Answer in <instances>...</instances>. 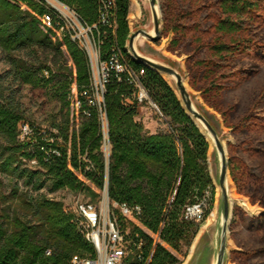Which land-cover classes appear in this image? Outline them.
Returning <instances> with one entry per match:
<instances>
[{"label": "trees", "instance_id": "obj_1", "mask_svg": "<svg viewBox=\"0 0 264 264\" xmlns=\"http://www.w3.org/2000/svg\"><path fill=\"white\" fill-rule=\"evenodd\" d=\"M23 1L28 2L29 10L21 9L13 0H0V47L15 63V79L32 87H52L62 109L60 118L53 120L52 128L41 130L31 124L34 133L21 140L19 125L27 120L25 112L15 103L16 90L7 88L10 94L0 91V172L16 176L10 197H6V202L11 203L0 208V264H60L74 255H93L95 249L74 220V210H68L62 201L41 192L48 187L50 192L69 189L97 197V191L87 181L100 190L107 186L112 205L127 204L141 209L138 223L115 209L129 237L143 241L144 261L136 258L134 254L138 250H135L128 264H181L173 251L182 253L192 245L213 206L215 185L208 161L210 144L169 81L129 54L131 0H116L118 27L115 32L100 26L104 38L101 58H108L118 46L132 67L145 70L142 82L159 110V118L165 119L166 128L149 132L138 119L143 102L137 99L136 88L112 75L105 96L111 147L108 158L103 150L98 109L82 120L79 131L71 128L72 84H77L78 91L90 85L86 52L68 37L59 35L56 28L52 37L49 29L42 27L40 15L50 8L36 0ZM61 1L88 23L98 22V0ZM180 1L161 2L166 31L175 32L174 43L178 46L187 38L191 43L198 40L196 52L200 54L208 44L201 37L189 34V27L183 22L188 14H182ZM248 2L253 3L252 0H222L223 19L218 30L224 34L241 33ZM57 39L61 41L55 42ZM244 44V50L254 49L264 55V44L247 40ZM241 45V41L235 40L232 44H211L208 49L220 60L230 62L237 58L234 52L241 51ZM25 49L51 54L54 67L46 61L36 64L13 55ZM198 62L209 79L212 62ZM260 99H264V91ZM33 160H36L35 166L29 164ZM233 163L231 159V172L237 181ZM20 179L36 195L23 192ZM202 201L207 203L202 218H187V208Z\"/></svg>", "mask_w": 264, "mask_h": 264}, {"label": "rangeland", "instance_id": "obj_2", "mask_svg": "<svg viewBox=\"0 0 264 264\" xmlns=\"http://www.w3.org/2000/svg\"><path fill=\"white\" fill-rule=\"evenodd\" d=\"M13 1L23 10L30 9L28 2ZM221 1H180L182 14H188L183 22L187 23L189 34L201 37L202 42L207 43L208 47L221 42L232 44L235 40L241 41V48L246 40L264 44V0H252V4L248 2L244 11L243 30L239 34H224L218 30V25L223 19ZM161 2L162 0H158L156 6L162 30L161 37L157 41H152L146 36L138 35L134 48L140 55L168 65L182 75L194 108L211 122L224 144L229 160L228 173L232 181L228 186L231 214L225 264H264V99H260V93L264 91V55H260V52L254 49L249 52L242 48L241 51L237 49L234 52L237 56L235 61L231 59L229 62L220 60L208 47L197 54L196 47L200 45L198 40L191 43L187 38L180 46L175 45V32L166 31ZM129 14H132L131 17L128 16L131 34L146 30L155 35V19L150 0H131ZM42 31L49 35L46 30ZM52 40L54 41L53 38ZM59 41L61 39L55 40ZM129 41L130 38L127 42L128 50ZM64 49L67 52V48ZM13 55L36 64L46 61L54 67L51 60L53 56L46 51L25 49ZM201 60L212 62L209 68L211 72H208L209 79H206L203 67L198 62ZM14 69L15 63L11 56L0 47V91L2 89L6 94H10V89H15V103L25 112L26 124L32 129L31 124H34V128L49 130L52 128L53 120L60 118L62 109L53 88L21 84L14 77ZM210 81H213L214 86H211ZM174 88L185 105L176 80ZM138 119L152 133L166 128L165 119L159 118L157 106L150 101L143 102ZM195 120L210 144L208 161L215 185V195L211 212L202 223L192 245L189 248L185 247L182 253L173 252L180 258L181 264H214L220 246L223 223L222 190L219 184L221 163L214 138L209 136L208 129L199 119ZM231 159L236 166L237 181L231 172ZM29 164L36 165L34 161ZM14 177L16 176L0 172L1 209L6 207L5 203H11L9 200L6 202V197H10ZM19 181L23 192L29 191L36 195V192L24 186L23 179ZM88 183L97 191V197L93 198L87 193L69 189L50 192L48 187L41 192L62 201L67 209L74 206L80 194L84 200L101 205L104 202V190ZM215 208L216 218L210 228L202 233V228L212 217ZM140 227L148 230L142 225Z\"/></svg>", "mask_w": 264, "mask_h": 264}, {"label": "built area", "instance_id": "obj_3", "mask_svg": "<svg viewBox=\"0 0 264 264\" xmlns=\"http://www.w3.org/2000/svg\"><path fill=\"white\" fill-rule=\"evenodd\" d=\"M45 8H50V16L40 15V21L46 25L52 37L55 27L61 26L60 15H67L70 19V28H64L65 37H77L78 46L84 50L89 59L90 85L83 91H78L76 83L72 84L70 94V116L72 130H80L84 118L91 117L97 109H105V117H99L103 134V150L106 158L111 153L109 133H105V126H109L106 111L107 84L112 75H116L121 81H127L136 88L139 102L151 101L146 90L141 72L136 71L125 58V52L118 46L113 48L112 53L106 59L101 58V47L104 44L100 26H107L116 31V0H98V22L88 23L74 8L61 0H38L36 1ZM72 65V62L70 63ZM74 125V126H73ZM20 139L30 138L33 129L26 123H20ZM36 163V160H33ZM88 183V182H87ZM103 203L96 205L94 202L84 200L80 194L76 198L74 206L68 210H74V220L81 221L83 235L92 237L93 245H98V252L93 255L82 257L72 256L67 262L60 264H128L122 261V253L129 243H138V251L135 256L139 261H144L142 254L143 241L129 237V231H124L115 209H119L126 219L138 223L137 216L140 207H130L127 204L110 203L107 186L104 189ZM207 207L206 201L193 204L187 208L186 216L190 219H201ZM157 240H159L157 238ZM47 254H51L48 251Z\"/></svg>", "mask_w": 264, "mask_h": 264}, {"label": "water", "instance_id": "obj_4", "mask_svg": "<svg viewBox=\"0 0 264 264\" xmlns=\"http://www.w3.org/2000/svg\"><path fill=\"white\" fill-rule=\"evenodd\" d=\"M150 2H151V6L153 9V13H154V19H155V35L150 34L146 30H139L136 33L132 34L130 36V41H129L130 51L133 53L135 59L139 63L143 64L144 66L150 67L151 69H153L154 71L162 75L164 74L174 75L176 77L177 86L181 92L183 101L185 103L184 106L187 112L194 118V120L199 119L202 122V124L208 129L209 133L212 134L215 140L219 155L221 156V169H220V175H219V184L222 190L223 223H222L220 246H219L217 258L214 264H225L227 248H228V227H229L230 214H231V201L229 198L228 185H227L228 172H229V160L226 154V149L224 147V144L222 143V141L220 140L218 136V132L213 127L211 122L203 114H201L199 111H197L194 108L191 98H190V94L184 85L182 75L176 69L168 65L156 62L150 58L140 55L134 48V39L138 35L146 36L152 41H157L161 37L162 30L160 29V21L158 19V15L156 11L158 0H150Z\"/></svg>", "mask_w": 264, "mask_h": 264}, {"label": "bare ground", "instance_id": "obj_5", "mask_svg": "<svg viewBox=\"0 0 264 264\" xmlns=\"http://www.w3.org/2000/svg\"><path fill=\"white\" fill-rule=\"evenodd\" d=\"M36 1H38V0H36ZM43 16H50V10L48 12H45ZM60 23H61V26H56L55 28L57 29L59 35L65 36V30H64V28H70V19H69V16H67V15H60ZM42 27L44 29H46V30L48 29V28H46V25L43 22H42ZM69 39L78 44L77 37H70ZM128 52H129V54L133 58H135L134 55H133V53L130 50H128ZM139 72H141L142 75H143L145 73V70L144 69H140ZM163 76L174 87L175 80L177 81L176 77L174 75H166V74H164ZM185 82H186V84L188 86L187 80ZM98 111L100 112L101 117H105V109H98ZM105 133H108V126H105ZM209 136L210 137H213L212 134H210V133H209ZM219 160H220V163H221V156L220 155H219ZM231 183H232L231 177H230V175L228 173L227 185L229 186V184H231ZM218 193H219V191H218ZM216 216H217V209L215 208L212 217H210V219L207 221V223L202 228V233H204L208 228H210V226L212 224V221L216 218ZM76 223H77V225L79 226V228L82 231L81 221L76 220ZM84 236H85L86 240L93 245L92 237H90L89 235H84ZM93 247L95 249V252H98V245H93ZM135 250H138V243H133V244L132 243H129V245L127 246V248L124 249V253H122V261L123 262H129V259L134 254ZM206 256L207 257L209 256V253L208 252L206 253ZM74 257H82V256L81 255H74Z\"/></svg>", "mask_w": 264, "mask_h": 264}, {"label": "crops", "instance_id": "obj_6", "mask_svg": "<svg viewBox=\"0 0 264 264\" xmlns=\"http://www.w3.org/2000/svg\"><path fill=\"white\" fill-rule=\"evenodd\" d=\"M129 15H130V17H131L132 14H129ZM132 34H134V33H132ZM132 34H131V35H132ZM135 40H136V39H134V42H135Z\"/></svg>", "mask_w": 264, "mask_h": 264}]
</instances>
